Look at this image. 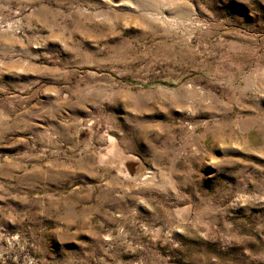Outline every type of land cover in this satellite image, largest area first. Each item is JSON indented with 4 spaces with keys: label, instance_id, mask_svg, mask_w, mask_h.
<instances>
[{
    "label": "rangeland",
    "instance_id": "1",
    "mask_svg": "<svg viewBox=\"0 0 264 264\" xmlns=\"http://www.w3.org/2000/svg\"><path fill=\"white\" fill-rule=\"evenodd\" d=\"M118 1L0 0V264H264V0Z\"/></svg>",
    "mask_w": 264,
    "mask_h": 264
},
{
    "label": "bare ground",
    "instance_id": "2",
    "mask_svg": "<svg viewBox=\"0 0 264 264\" xmlns=\"http://www.w3.org/2000/svg\"><path fill=\"white\" fill-rule=\"evenodd\" d=\"M113 1H118V0H113ZM119 2V1H118ZM120 2H124V3H127V4H134V6H139L137 5L138 3L134 0H120ZM165 5V4H164ZM166 7V6H165ZM169 6H167L168 8ZM149 14V13H148ZM153 17H156V16H153Z\"/></svg>",
    "mask_w": 264,
    "mask_h": 264
}]
</instances>
